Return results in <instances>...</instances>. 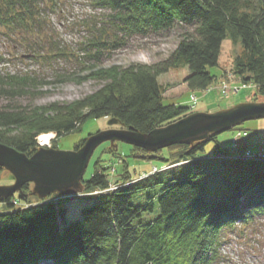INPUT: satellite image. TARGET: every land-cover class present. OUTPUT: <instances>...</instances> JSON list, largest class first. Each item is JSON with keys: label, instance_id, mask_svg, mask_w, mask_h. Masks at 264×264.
Instances as JSON below:
<instances>
[{"label": "trees", "instance_id": "trees-1", "mask_svg": "<svg viewBox=\"0 0 264 264\" xmlns=\"http://www.w3.org/2000/svg\"><path fill=\"white\" fill-rule=\"evenodd\" d=\"M91 4L106 13L82 22L89 37L76 51L71 52L47 32L49 13L58 8L53 0H0V35L25 45L30 58L41 63L74 59L97 67L104 56L133 37L176 27L184 34L173 52L156 64L95 69L92 76L104 84L82 100L53 110L0 108V143L31 155L41 134L55 133L61 138L81 132L90 119L115 117L142 133L174 122L191 108L165 104L159 76L171 69L188 68L184 80L188 88L209 89L218 80L209 68L219 66L227 38L242 46L234 74L255 85L264 96V0H91ZM3 60L0 55V64ZM59 77L60 81L70 80L67 75ZM40 82L30 75L0 71V95L33 94L27 87ZM209 143L215 144L214 153L219 157L198 158ZM175 148L179 151L171 155ZM164 150L169 151L167 157L147 159L160 160L162 165L173 159L188 161L99 193L75 218L68 219V208L61 202L17 209L16 201H30L31 184L0 197V204L8 209L0 211V264L223 262L227 231L264 217V157L220 158L226 150L220 148L217 137ZM102 166L94 163L93 171L82 181L83 189L109 188ZM123 178L130 179L128 170Z\"/></svg>", "mask_w": 264, "mask_h": 264}, {"label": "rangeland", "instance_id": "rangeland-1", "mask_svg": "<svg viewBox=\"0 0 264 264\" xmlns=\"http://www.w3.org/2000/svg\"><path fill=\"white\" fill-rule=\"evenodd\" d=\"M53 1H57L58 8L49 13L47 32L52 34L57 41H61L59 43L66 46L71 52L76 51L80 43L89 37L82 22L95 17L101 18L106 12L102 9L96 10L91 4V0ZM183 34L184 30L181 27H176L162 33H153L147 37H133L125 46L104 56L97 67H90L88 62L81 64L74 59H60L51 64L41 63L30 58V53L25 45L14 43L7 36L0 35V55L5 59L0 64L1 73L30 75L36 77L38 81H42L40 85L27 87L33 91V94L23 93L15 98L0 95V108H26L28 110L50 108L53 110L55 106L82 100L100 90L104 84L103 80L92 76L95 69L129 68L139 64H156L173 52ZM241 51L240 43L235 44L230 38L223 41L219 66L209 68L213 74L218 76L217 82L209 90L191 91L188 88L184 82L189 73L188 68L171 69L160 75L158 80L162 86L164 103L190 106V113H196L216 112L241 102H264V96L258 92L255 85L244 83L239 76L234 74L235 58ZM59 75L70 76V80L60 81ZM225 86L226 93L222 91ZM111 119L112 117L90 119L85 122L81 132L61 138H57L55 133L41 134L50 136V140L48 144L41 145L39 139L41 135L38 136V148L76 150L78 149L76 146L78 144L82 146L90 135L108 129L122 128L120 124H109ZM212 137H217L220 148L226 150L220 158L261 159L264 157V118L247 121ZM195 142L189 145L192 146ZM214 145V143H209L205 153L199 154L198 158L219 157L217 153H214ZM167 148L169 147L160 149L163 150L162 152L158 150V153H156L157 151L144 153L121 141L104 142L95 150L83 180L89 177L93 171L94 163L97 161L103 165V173L107 175L110 182L108 189L93 191L83 189L68 195L56 192L48 197L40 198L33 193L34 183H27L31 184L28 196L30 201L27 203L16 201L14 206L20 209L45 202H61L68 208V219L75 218L80 214L84 205L94 202L99 193L113 191L123 184L149 178L166 168L177 164L183 165L188 161L177 163V160L173 159L166 162L164 166L160 160L147 159L152 155L167 157L169 151L164 150ZM178 151L175 148L170 150V153L173 155ZM216 154L217 156H215ZM144 156L146 158H143ZM1 168L0 186L14 184L16 179L13 173L4 167ZM127 170L130 179L125 181L123 177ZM6 210L8 209L5 204L1 203L0 211ZM226 236L228 240L222 247L225 260L220 264H264V217L257 218L250 223L238 224L235 230L227 231Z\"/></svg>", "mask_w": 264, "mask_h": 264}, {"label": "water", "instance_id": "water-1", "mask_svg": "<svg viewBox=\"0 0 264 264\" xmlns=\"http://www.w3.org/2000/svg\"><path fill=\"white\" fill-rule=\"evenodd\" d=\"M262 118L264 102H241L216 112L190 113L149 133L126 127L113 117L109 124H120L122 128L90 135L76 150L39 147L28 155L0 143V167L12 172L16 179L10 186H0V197L16 193L27 183H34L33 193L40 198L56 192L68 195L82 191V181L91 158L95 150L107 141H121L154 153L173 145H189Z\"/></svg>", "mask_w": 264, "mask_h": 264}, {"label": "bare ground", "instance_id": "bare-ground-1", "mask_svg": "<svg viewBox=\"0 0 264 264\" xmlns=\"http://www.w3.org/2000/svg\"><path fill=\"white\" fill-rule=\"evenodd\" d=\"M40 141H41V145L44 144H48L49 140H50V136H46V135H41L39 137Z\"/></svg>", "mask_w": 264, "mask_h": 264}, {"label": "built area", "instance_id": "built-area-1", "mask_svg": "<svg viewBox=\"0 0 264 264\" xmlns=\"http://www.w3.org/2000/svg\"><path fill=\"white\" fill-rule=\"evenodd\" d=\"M225 89H226V86L224 87V90L222 89V91H223L224 93H226ZM207 90H209V89H207ZM235 90H237V89L235 88Z\"/></svg>", "mask_w": 264, "mask_h": 264}]
</instances>
